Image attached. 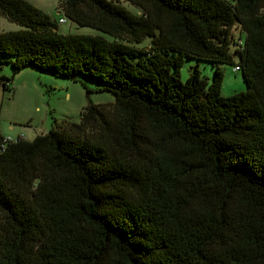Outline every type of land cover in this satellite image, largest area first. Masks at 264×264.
<instances>
[{
    "label": "trees",
    "instance_id": "obj_1",
    "mask_svg": "<svg viewBox=\"0 0 264 264\" xmlns=\"http://www.w3.org/2000/svg\"><path fill=\"white\" fill-rule=\"evenodd\" d=\"M58 11L103 34L61 32L33 3L0 0L23 26L0 31V82L11 89L4 63L83 74L115 100L31 140L0 130V264H264V0ZM186 57L198 63L183 80ZM221 64L247 89L222 96Z\"/></svg>",
    "mask_w": 264,
    "mask_h": 264
},
{
    "label": "rangeland",
    "instance_id": "obj_2",
    "mask_svg": "<svg viewBox=\"0 0 264 264\" xmlns=\"http://www.w3.org/2000/svg\"><path fill=\"white\" fill-rule=\"evenodd\" d=\"M58 21L59 31L69 33L103 34L93 27L79 26L65 17L59 22L63 13L58 11L59 0H27ZM123 5L135 9L129 1ZM23 26L9 21L0 15V31H13ZM238 32V29H235ZM110 38L109 35H105ZM233 54L236 56L234 49ZM198 63L196 59L185 58L180 69L181 77L186 80L190 74V67ZM224 71L222 83V96H230L235 92L247 89V81L235 65L221 64ZM202 75L212 80L215 64L210 61H200ZM1 73L12 79L11 89H6L0 82V130L5 138L34 137L46 133L50 127L61 125L66 120L80 121L81 110L89 103L114 102L115 96L111 90L105 89L104 83L91 80L83 74L75 78L56 76L50 72L37 70L35 67H25L18 72L10 63H4Z\"/></svg>",
    "mask_w": 264,
    "mask_h": 264
},
{
    "label": "built area",
    "instance_id": "obj_3",
    "mask_svg": "<svg viewBox=\"0 0 264 264\" xmlns=\"http://www.w3.org/2000/svg\"><path fill=\"white\" fill-rule=\"evenodd\" d=\"M64 21H65L64 18H61V19H60V22H64ZM239 68H240V67H237V66H236L234 69H239Z\"/></svg>",
    "mask_w": 264,
    "mask_h": 264
}]
</instances>
